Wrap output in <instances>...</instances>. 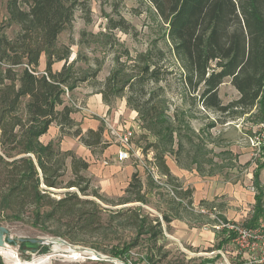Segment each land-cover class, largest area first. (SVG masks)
<instances>
[{"label":"trees","instance_id":"trees-1","mask_svg":"<svg viewBox=\"0 0 264 264\" xmlns=\"http://www.w3.org/2000/svg\"><path fill=\"white\" fill-rule=\"evenodd\" d=\"M150 1L168 24L166 36L172 45L183 97L198 96L197 101L204 109L226 117H242L255 111L251 117L258 123L264 121V0ZM83 3L82 0H7L8 17L0 21V225L9 218L22 219L30 213L36 225L58 222L66 230L56 233L71 242L80 241L79 235L105 228L104 212L108 210L105 203L114 201L95 188L85 174L90 166L88 160L73 150H62L59 140L48 143L41 140L50 126L57 123L62 134L78 136L92 151L109 145L104 140V126L84 132L72 117L73 106L64 99L66 90L96 78L101 69L87 72L76 68L77 59L70 61L74 42H59ZM14 25L18 28L11 36L7 29ZM109 27L127 30L128 23L121 17ZM44 54L46 67L41 70ZM157 56L163 58V50L159 49ZM57 61L64 64L61 70L54 71ZM117 61L118 65L98 92L108 105L118 97L126 98L142 125L157 137L151 143L157 149L156 161L160 171L171 178L173 174L165 155L175 152L174 144L180 133L179 115L172 117L164 110L159 111L156 95L150 91L144 94L138 87L158 83L162 76L171 75L174 70L170 66L164 69L165 65L154 59L152 46L136 56L134 73L127 70L125 62ZM226 79L239 92L228 103L219 95ZM68 160L72 176L64 181ZM257 165L254 172L257 193L252 216L246 222L248 228H257L264 218V187L260 180L264 161L258 160ZM51 187L66 190L55 196L58 193ZM143 189L138 172H134L126 188L128 195L117 204L140 203L117 214L124 216L126 226H134L136 235L122 249L114 248L112 255L128 261L130 250L147 240L150 249L140 260L155 264L154 248L165 237L164 228L169 229L172 218L181 214L177 211L153 216L152 211L147 212L142 206L148 203ZM191 192L189 189L179 195L192 204ZM222 231L228 238L237 233L226 227ZM224 243L222 240L212 250L222 249ZM0 264H6L1 254ZM198 264L215 263L213 258H204Z\"/></svg>","mask_w":264,"mask_h":264},{"label":"rangeland","instance_id":"rangeland-1","mask_svg":"<svg viewBox=\"0 0 264 264\" xmlns=\"http://www.w3.org/2000/svg\"><path fill=\"white\" fill-rule=\"evenodd\" d=\"M82 1L84 3L76 10L72 26L62 32L59 42H74L70 61L77 59L76 68L87 72H93L95 68L101 69L96 78L91 77L88 81L81 82L75 89L66 91L65 102L72 105L73 109L75 102L72 100L77 97L83 98L87 91H98L103 88L107 77L118 65L117 59L125 62L127 70H132L131 72L134 73L133 64L136 56L152 46L154 59L158 60L160 65H165L164 69L170 66V69L174 70L173 74L162 76V81L150 82L144 88L142 86L138 88L144 94L150 91L156 95L155 103L159 111L164 110L172 117L175 114L179 115L180 133L174 144L175 152H167L165 157L170 169L175 173L179 171L180 174L172 173L173 177L164 178L167 186L153 180L148 169L151 162L148 155L151 154L156 161L157 149L151 146V143L158 139L142 125L138 113L133 120H130L136 121V124L126 127L133 130V147L127 160L120 164L123 167L128 162L135 166L134 172H138L143 182V191L148 203H143L142 206L147 212L152 211L153 216H161L165 212L179 211L182 217L175 218L177 217L175 215L174 219L185 221L190 229L188 231L201 232V243L191 244V241L177 239L175 235L172 236L173 232L164 228L165 237L159 240L157 245L159 249L154 248L157 254L155 264H198L204 258H213L215 264H260V260L264 258V218L260 220L253 235L235 239L236 235L228 238L222 231L223 227L232 229L233 226L245 229L248 226L246 222L253 213L257 191L253 187L252 172L258 160H264V154L259 153L255 144L259 124L262 122L258 123L256 118L251 117L256 112L242 117H226L218 112L204 109L197 101L198 96L183 97L179 71L171 53L172 45L166 36L168 24L158 15L150 0ZM7 17V0H0V21H5ZM121 17H124L128 23L127 30L109 27ZM17 28V25H14L7 29V32L12 36ZM159 49L164 52L163 58L157 56ZM77 88L84 90L83 95L76 94ZM126 93L128 90L125 91ZM219 95L225 103H228L236 99L239 92L230 79H226L219 89ZM192 101L195 103L191 104ZM109 106L111 112L115 110V114L116 112L120 114L114 116L118 121L125 120L126 112L131 109L125 97L114 99ZM179 143L183 144V147L179 146ZM103 149L104 147H97L92 151L94 158L90 160L91 168L85 171V174L92 179L95 188L97 184L94 183L92 173L107 166L103 162L104 159L108 160L110 165L114 163L110 159L112 154L110 157H100ZM71 176L70 160H68L64 181L69 180ZM131 178L132 174H123L122 192L109 196L114 201L105 203L108 209L104 212L107 222L105 228L99 232L79 235L80 241L71 242L67 237L56 233L66 230L58 222L47 221L36 225L31 214L26 213L22 219L9 218L2 222V225L10 230L14 240L1 247L0 253L3 254V251L12 248L17 251L21 259L31 261L34 257L54 251L51 244L33 242L32 239L53 241L62 238L74 247L92 248L104 255L114 257V260L88 258V255L76 260L59 256L53 259L52 264H146L140 260V257L150 249L147 240L130 250L128 261L112 255L114 248L122 249L124 244L136 235L134 226H126L124 216L117 214L130 205L136 206L140 203L134 201L117 204L121 197L128 195L126 188ZM194 182L201 184L204 189L214 184L217 194L211 200L201 199L188 204V199L180 196L179 192L194 189ZM237 183L242 185L240 199L237 193L235 195L229 193L231 184ZM262 184L264 187L263 182ZM227 188L230 189L226 191ZM64 190L66 189L57 188L55 192L58 194L54 195L58 196ZM222 216L227 218V222ZM163 225L166 226L165 221ZM235 230L237 233L240 232V229ZM204 234H210V239H202ZM222 240L225 242L224 247L212 250ZM60 252L68 254L65 246L58 250V253Z\"/></svg>","mask_w":264,"mask_h":264},{"label":"crops","instance_id":"crops-1","mask_svg":"<svg viewBox=\"0 0 264 264\" xmlns=\"http://www.w3.org/2000/svg\"><path fill=\"white\" fill-rule=\"evenodd\" d=\"M64 64V61H57L53 65L54 71H59L61 70L62 66ZM46 67V55H42L41 60H40V69L44 70ZM77 92L76 94L78 96L83 95V91L81 88L76 89ZM82 97H77V99L72 100V102H75V108L72 113V117L78 122L79 126L82 128L84 132H86L89 129L97 130L100 126H104L105 131H104V140L108 142V146L103 149V152L101 153L100 157H110L112 154L111 160L114 161L112 165L109 164V161L104 159V163L107 164L105 168H101L98 172L92 173V178L94 179V183H96V187L100 189V192L104 194L105 196L109 197L113 193L116 194L118 192H122V184H121V179L123 177V174H133L135 171V166H133L131 163L126 162L125 165L120 166L124 162V160L120 161L117 158L118 151L120 149V143L118 141V138L116 136H112L113 134L111 133V127L114 129L119 128V129H125L126 127H130L134 124H136V121H130L133 120L134 117L137 115V112L135 110L129 109L126 112V119L120 121L116 120L115 117L118 114L110 111V106L106 104L103 100V95L102 93L98 91H87L86 95ZM79 103L80 107L78 106ZM111 113V114H110ZM115 116V117H114ZM129 117V118H128ZM135 122V123H134ZM41 140L44 143H48L50 141H60V148L62 150H73L77 155L85 158L90 162L92 158H94V155L92 153V150L84 145L78 136H74L73 134H68L60 131V127L57 123H53L48 132L43 134L41 136ZM127 160V159H126ZM257 164L256 167L254 168L252 172V182H253V187H254V172L257 169ZM91 168V165L89 166V169ZM173 171V172H172ZM171 172L173 174H176L180 172L177 171V173L174 172L172 169ZM128 179V177H127ZM260 180L264 183V167L260 169ZM211 182V180H210ZM231 190L230 194L235 195L237 193L239 195L242 194V185L240 183L231 184ZM194 189H192L191 192V197H192V203L194 201H201V199H213L214 195H216V186L211 184L210 186L206 187L204 189L201 187V184H197L194 182L193 184ZM230 188H227L226 191H228ZM194 194V195H193ZM234 200L236 201V198L232 196ZM208 200V201H209ZM212 202V201H209ZM237 202V201H236ZM169 213V212H167ZM171 214V213H169ZM181 216H177L175 218H181ZM170 221L169 224V229L172 233V236H176L177 239L179 240L183 239L185 241H191V244H199L200 242V236L201 232L200 231H188L189 226L188 224L181 220V219H174ZM166 228V227H165ZM195 230V229H194ZM192 232V234H190ZM165 234V232H164ZM167 234V233H166ZM169 235V234H168ZM171 236V237H172ZM174 237V238H176ZM211 235L210 234H204V237L202 239H210Z\"/></svg>","mask_w":264,"mask_h":264},{"label":"built area","instance_id":"built-area-1","mask_svg":"<svg viewBox=\"0 0 264 264\" xmlns=\"http://www.w3.org/2000/svg\"><path fill=\"white\" fill-rule=\"evenodd\" d=\"M78 106L80 107L79 104H78ZM111 133L118 138V141L120 143V149H119L118 154H117L118 160H120V161L125 160L126 158L129 157L130 149L133 147L132 146V137H133L132 128H126L125 130H122L119 128L114 129L112 127ZM255 144L258 146L259 153L264 154V121H262L259 124V131H258V135L256 137ZM150 156H151V154L148 155V157L151 161L148 165V169L150 170V174H151L153 180L158 184L165 185L166 182H164V178L167 179L168 178L167 175L163 174L160 171V168H159L158 164L156 163L155 159L152 156L151 157ZM166 186H167V184H166ZM233 227L237 230L240 229V232L236 234L235 239H240L241 237H243L245 235H249V234L253 235V232L255 230H257V228L245 227V229H242L238 226H233ZM234 228H232V229H234ZM85 255H88L87 257L91 258V256L89 254H85ZM260 264H264V258H262L260 260Z\"/></svg>","mask_w":264,"mask_h":264},{"label":"bare ground","instance_id":"bare-ground-1","mask_svg":"<svg viewBox=\"0 0 264 264\" xmlns=\"http://www.w3.org/2000/svg\"><path fill=\"white\" fill-rule=\"evenodd\" d=\"M44 241L49 242L54 247V251L42 256L34 257V259L31 261H25L21 259L17 251L12 248L3 251L4 255L2 253L1 254L3 255V257L5 256L4 259L6 262H8L7 264H52L53 259L59 256H64L66 259H80L83 258V255L85 254H89L92 258H97L95 253L79 251V249H76V247L59 239H53V241L51 239H46ZM64 246L66 247V250H68V254H64V252L58 253V250L63 248Z\"/></svg>","mask_w":264,"mask_h":264},{"label":"water","instance_id":"water-1","mask_svg":"<svg viewBox=\"0 0 264 264\" xmlns=\"http://www.w3.org/2000/svg\"><path fill=\"white\" fill-rule=\"evenodd\" d=\"M51 189L56 191L55 188L51 187ZM58 239L66 242L65 240H63L61 238H58ZM13 240H14V238L11 236L10 230L5 225H0V248L6 246L7 244H10L11 242H13ZM22 240H24V239H22ZM32 241L42 243V244H50L49 242H45L44 239H41V238L32 239ZM68 244H70V243H68ZM70 245H72V244H70ZM76 249H79V251H87L88 253H90V252L95 253L97 258H100L102 260H114V257L104 255V254H102V253H100L97 250L92 249V248H88V247H84V246H77ZM2 257H3V255H2ZM3 259H4V257H3ZM4 261H5V259H4ZM5 263L7 264L6 261H5Z\"/></svg>","mask_w":264,"mask_h":264}]
</instances>
